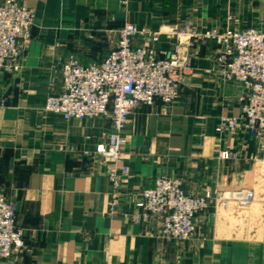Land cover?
Instances as JSON below:
<instances>
[{
    "label": "crops",
    "instance_id": "1",
    "mask_svg": "<svg viewBox=\"0 0 264 264\" xmlns=\"http://www.w3.org/2000/svg\"><path fill=\"white\" fill-rule=\"evenodd\" d=\"M20 1L35 24L22 70H0V189L18 206L26 249L0 264H264V140L217 131L241 115L245 91L219 77L214 44L182 47L193 70L180 98L163 112L159 103L136 109L119 164L98 154L109 118L66 122L44 111L47 97L62 91L68 58L102 61L125 24L160 31L155 47L164 58L177 27L264 29V0ZM121 164L130 174L112 214L109 176ZM160 176L190 194L251 190L255 197L248 208L213 201L197 216L193 240H164L157 219L134 220L140 192Z\"/></svg>",
    "mask_w": 264,
    "mask_h": 264
},
{
    "label": "built area",
    "instance_id": "2",
    "mask_svg": "<svg viewBox=\"0 0 264 264\" xmlns=\"http://www.w3.org/2000/svg\"><path fill=\"white\" fill-rule=\"evenodd\" d=\"M34 24L35 13L23 2L0 0V70H22L24 46L32 38ZM170 34L176 45L164 58L158 57L155 47L162 33L131 23L119 31L116 47L102 61L81 65L75 56H70L61 69L62 91L47 97L44 111L66 122L109 118L111 126L103 134L106 144L98 148V154L119 164L128 144L126 130L136 109L159 103L163 112L180 98L181 87L193 70L192 58L182 56V47L193 50L212 43L217 49L219 77L241 84L245 91L241 115L225 118L217 131H245L252 138L264 140V29L185 25ZM50 85L54 87L56 80L52 79ZM232 157L230 152L222 155L224 159ZM129 174L130 168L122 164L110 173L112 214L118 206L121 179ZM254 197L251 190L190 194L180 182L160 176L154 188L140 192L136 202L139 213L134 220L157 219L160 238L184 243L195 238L196 218L211 202L233 201L240 208H248ZM17 215V204L0 189V262L26 249Z\"/></svg>",
    "mask_w": 264,
    "mask_h": 264
}]
</instances>
